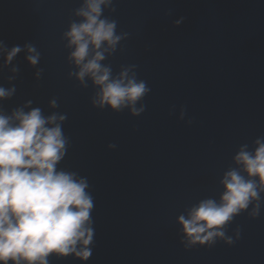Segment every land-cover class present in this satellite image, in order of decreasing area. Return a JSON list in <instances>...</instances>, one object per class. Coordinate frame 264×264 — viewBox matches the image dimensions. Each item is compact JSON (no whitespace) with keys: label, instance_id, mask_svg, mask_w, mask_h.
<instances>
[{"label":"water","instance_id":"obj_1","mask_svg":"<svg viewBox=\"0 0 264 264\" xmlns=\"http://www.w3.org/2000/svg\"><path fill=\"white\" fill-rule=\"evenodd\" d=\"M83 6L0 0V87L14 89L0 99V114L39 108L45 118L63 116L67 143L56 168L84 179L93 203L89 258L53 253L48 264H264L258 177V199L222 238L190 244L179 222L204 200L220 203L227 172L249 179L235 157L264 143V0L102 5L121 39L101 64L113 78L127 71L145 83L138 114L99 106V87L78 79L66 33L82 22ZM14 47L21 50L8 62Z\"/></svg>","mask_w":264,"mask_h":264},{"label":"clouds","instance_id":"obj_2","mask_svg":"<svg viewBox=\"0 0 264 264\" xmlns=\"http://www.w3.org/2000/svg\"><path fill=\"white\" fill-rule=\"evenodd\" d=\"M109 3L111 0H84L77 12L82 22L71 24L66 33L74 48L71 57L79 67L78 79L88 76L99 87V106L116 111L131 107L138 114L133 106L147 93L145 83L129 77L127 71L113 78L110 69L101 64L104 53L114 50L121 39L115 34V22L101 18V6ZM20 50L14 47L7 61ZM28 52L35 53V48L29 47ZM38 59V53L28 56L32 65ZM13 91L0 87V99ZM63 119L55 115L45 118L39 108L27 113L18 109L12 116L0 114V264L10 260L13 264H48L53 253L87 260L91 254L93 203L86 192L88 185L74 173L56 168L67 143L57 123ZM257 145L254 154L242 149L235 157L249 179L236 170L227 172L220 203L204 200L187 218H179L190 244L222 238L223 227L258 199L257 184L251 177H258L264 188V143L258 140Z\"/></svg>","mask_w":264,"mask_h":264}]
</instances>
